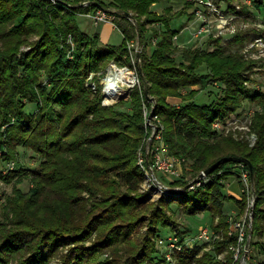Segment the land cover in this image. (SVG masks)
<instances>
[{
    "label": "trees",
    "instance_id": "trees-1",
    "mask_svg": "<svg viewBox=\"0 0 264 264\" xmlns=\"http://www.w3.org/2000/svg\"><path fill=\"white\" fill-rule=\"evenodd\" d=\"M160 1L90 0L85 5L82 0H0L2 157L17 159L22 146L41 159L34 170L18 164L8 176L0 173L16 185L34 176L29 193L16 187L7 199L9 209L0 221V264H52L55 259L59 264H170L157 243L175 231L177 221L167 211L172 203L188 215L210 211L215 218L218 214L215 229H228L226 203L235 200L244 210L248 201L246 191L240 198L229 194L227 180L237 174L241 178L244 170L255 196L249 229L252 261L264 264L257 262L258 254L264 256V90L245 82L253 63L221 46L185 49L178 59L172 38L182 27L176 22L184 16L193 18L189 10L193 2L176 12L167 7L159 14L153 5ZM255 3L264 16V0ZM98 8L120 17L117 25L124 34L120 45L104 44L98 32L90 34L80 25L82 14ZM126 12H132L135 20ZM153 21L162 23L157 44L152 41L157 31L147 28ZM134 38L144 45L142 86L133 90L130 100L122 101L131 105L130 110L103 106L100 89L95 93L87 79L110 60L131 64L128 41ZM236 40L244 43L243 37ZM151 46L153 50L147 51ZM216 83L219 88L209 90L213 99L200 98ZM145 90L156 97L153 105L164 122L170 153L183 158L184 166H190L186 172L196 178L169 181L182 190L166 192L155 202H148V195L140 192L146 175L139 164L146 132ZM169 96H179L183 102L171 104ZM245 101L261 107L247 111L248 117L253 116L247 132L256 137L253 145L245 138L222 136L214 127L216 121H227L238 112ZM6 124L9 127L2 132ZM223 156L248 158L252 168L247 162L229 161L201 178V171ZM238 166L241 172L235 170ZM144 224L146 232L134 237ZM176 233L185 239L184 231ZM236 238L227 237L217 250ZM188 247L174 253L178 264H232L219 262L211 252L198 258L202 247ZM110 251L112 256L105 257ZM162 254L164 259L158 260Z\"/></svg>",
    "mask_w": 264,
    "mask_h": 264
},
{
    "label": "rangeland",
    "instance_id": "rangeland-1",
    "mask_svg": "<svg viewBox=\"0 0 264 264\" xmlns=\"http://www.w3.org/2000/svg\"><path fill=\"white\" fill-rule=\"evenodd\" d=\"M190 1L193 2V6L190 7L189 10L194 14V16L191 19L187 18V16L179 19L176 22V26L180 28L182 27V29H180L172 38L174 54L177 56V58L181 59L182 52L185 49H195L197 47H202L203 49L214 50L218 46H221L225 49L226 53L239 54L243 57L244 60L253 63L251 68H248L246 70L245 82L248 86H257L258 88L264 90V16L262 11L257 10L255 0H204L206 4H200V0H163L153 5V9L157 13L163 14L166 12L165 9L167 7H172L173 11L176 12L180 10L185 3H188ZM231 2L233 3V5L231 4ZM83 3L85 4V2ZM198 6L202 8L199 9V11H201L200 13L196 10V7ZM107 11L115 15L114 23L115 26L118 27L117 20H119L120 17L109 10ZM130 13L133 15L132 12ZM144 16L142 19H145L146 16ZM85 17L94 22L93 19L88 17L85 13L79 17V20L82 21V19ZM133 18L135 20L134 15ZM95 24L96 26H98L102 23ZM203 24H206V27H204V29L206 30L204 32H201V26ZM147 28L150 31H157L158 34H154V36L152 35V41L154 42V44H157L161 39L160 33L162 32V23L160 21L149 22L147 24ZM113 35V42H122V34L119 30L115 29ZM239 37L244 38L243 44H240L239 42L237 43L236 39H238ZM70 42L72 43L73 50L75 47L74 41L71 40ZM153 46L149 47L147 51H152ZM128 47L130 51L129 57L131 60V64H129L127 61L121 62L115 59L110 60L103 70L99 71L96 74L91 73L87 79V85L91 86L92 90L95 93L98 91V89H100L103 96V106L107 107L116 105L118 108H121L123 110H130L131 105L128 102V104L122 103V101L124 102L126 100H130L132 98L133 90L142 86L140 76L142 73V66L140 65V62L142 60L141 54L144 53V45L139 40L134 38L128 41ZM71 53L72 51L70 50L69 55ZM125 58L127 59V55L125 56ZM203 68L204 71H208V68ZM110 70L114 72H119L121 70H124L125 72L131 71L133 75H136L137 82L135 85L131 86L130 83H124L122 80V82L119 81L118 85H120V88L118 90L119 94L117 95V98H109L106 96L104 89L106 86L105 80ZM220 85V83H216L215 85L210 86L208 90L203 91L200 98H205V100L208 101L213 99L215 97V94L209 93V90H217ZM195 88H199V86H195ZM186 90L187 89H184L185 92ZM146 97L148 99V102H145L143 104L146 132L140 146L139 158L140 154L146 153L149 154L152 161L155 157V149L160 144V141L157 137L159 134V129L161 126L164 127V135L166 128L164 126L162 118L159 117V115L155 112V105L153 104H156V97L150 95L149 92L148 96L146 94ZM168 101L171 104L178 105L183 102V99L179 96H169ZM245 102V105L240 108L238 112L232 113L231 116L226 119L227 121L218 120L214 123V127L217 126V128H219V133L222 136L233 135L237 139L245 138V140L247 141L251 140L253 145L256 142V137L254 134L250 135L247 133L250 130L249 125L252 123L253 116L248 117L247 111L251 110L254 113L261 107L260 104H257L256 102ZM247 103L250 104L248 105ZM247 105L248 107L246 109ZM29 108L31 110L34 109L33 105ZM8 127L9 124L2 126L1 131L5 132ZM19 150L20 155L17 156V159L6 160L2 157L3 150L0 149V173L2 175H10L15 170V168L20 167V164H24L25 167L33 170L39 166L41 159L35 151L22 146L19 147ZM12 163H14V167L10 166V164ZM142 169L144 170L146 175L144 181L140 185V192L148 195V202L157 201L162 196H164V194L166 195V192L182 190L180 186L171 185V182H169V180L162 173L157 172V174H155L156 176L153 177V175L149 176L147 174V171L143 167ZM187 169H190V166H188V164L185 166L183 165V172L180 178H182V176H186L185 180L191 182L196 178H194L195 176L187 173ZM235 170H240L241 172L239 166L236 167ZM203 171L204 170L201 171V174ZM240 175L241 178H237L238 174L234 176L231 175V177L228 178L227 182L229 184L227 183V192L232 195H239L238 198H240L243 194V191H246L245 197L247 198L248 205L244 210L241 209L240 205L235 202V200L230 201L226 205L225 213L230 215V217L228 218V223L230 224L228 229H225V227L215 229L214 226L218 225L220 221V217L218 214L215 215V218L210 214V211H202L195 215H188L180 205L175 202L172 203L173 208L167 211L177 221V224H173L175 227V231L170 230V232L167 233V236L165 238L166 240L162 242V239L158 238L157 243L161 250L160 252L164 253L165 255L167 254L166 260L170 264L179 263V259L175 256L174 253L180 254L178 252H181L184 249L185 245H188V248L195 247L196 245L201 246L202 248L198 254V258H201V255L204 252H211V254H214V258L222 263L253 264L252 259L254 260V258H252V248L250 247L251 234L249 233V229L252 226L253 219L250 220L249 212H254L255 201L252 204V208L250 209L249 204L252 201L253 196L252 183L250 177L246 180L244 179L242 173ZM4 176L0 175V221L4 220L5 213L8 211L7 209H9L8 206H5L7 205V199L13 196L15 192L14 189H16L17 187L24 193H29L34 185L33 175L24 177L22 182L17 183V185L14 180L12 182H8L4 178ZM206 178L207 177H205L204 179ZM157 179L159 181H157ZM240 179L242 180V182H240ZM157 182H162L163 185L167 186L168 190H163V188H161V186ZM194 187L195 185H193L191 188ZM84 196L89 197V194L84 193ZM238 221H242V227L245 231V237L243 240H240L241 229L236 227V223ZM203 227L209 228L211 234V237L209 239L200 237L201 228ZM147 229V224H144L137 231H135L134 237H138L141 234L145 233ZM177 230L184 231L185 239L183 241L181 238H177ZM227 237H237L236 242H231L230 244H227L223 249L217 250L221 242ZM89 243L90 242H88L87 244ZM104 256L111 257L112 252L110 251ZM162 258L163 254L161 259L158 260H163L164 258ZM230 260H233V262H231ZM260 260H264V256L258 254L257 262ZM52 264H59V260L55 259ZM160 264H164V262H160ZM191 264L197 263L192 262Z\"/></svg>",
    "mask_w": 264,
    "mask_h": 264
},
{
    "label": "built area",
    "instance_id": "built-area-1",
    "mask_svg": "<svg viewBox=\"0 0 264 264\" xmlns=\"http://www.w3.org/2000/svg\"><path fill=\"white\" fill-rule=\"evenodd\" d=\"M53 1H56V0H53ZM86 4H88V2H86L85 5ZM200 4H206V2H204V0H200ZM200 8L201 7H199V6L196 7V10L199 13L201 12V11H199ZM85 14L88 17H90L91 19H93V21L97 24L98 23H112L115 25V23H114L115 15L109 13L108 11H106L102 8H98L94 11H91V12H88ZM204 27H206V24H203L201 26V32H204L206 30V29H204ZM133 77H134V80L130 83L131 86L135 85L137 82V78H136L135 74L133 75ZM105 83H106L105 84L106 86H105L104 92H105L106 96L109 98H117V95L119 94L118 90L120 88V85H118L119 82L116 81L114 84H111V82H105ZM119 99H120V97H119ZM163 128L164 127L161 126L159 129V134L157 137L160 141V144L155 149L154 159L151 161L149 154H146V153L140 154L139 163L147 171V174L149 176L153 175V177H155L156 176L155 174H157V172H159V173H162L169 181H173L182 175L184 159L170 153L169 148H168V144L164 139ZM10 166L14 167V163L10 164ZM242 175H243L244 179H246V180L249 178L248 171H246V170L243 171ZM157 181H159V180L157 179ZM157 183L161 186V188H163V190H168L167 186L163 185L162 182H157ZM199 183H200V181H199ZM254 201H255V196L253 195L252 201L249 204L250 209L252 208V204L254 203ZM249 216H250V220L253 219L252 218L253 217L252 211L249 212ZM236 227L241 229L240 240H243L245 237L244 236L245 231L243 230V227H242V221H238L236 223ZM200 237L205 238V239H207V238L209 239L211 237L210 230L208 227L207 228L206 227L201 228ZM165 240L166 239H162V242H164Z\"/></svg>",
    "mask_w": 264,
    "mask_h": 264
},
{
    "label": "crops",
    "instance_id": "crops-1",
    "mask_svg": "<svg viewBox=\"0 0 264 264\" xmlns=\"http://www.w3.org/2000/svg\"><path fill=\"white\" fill-rule=\"evenodd\" d=\"M88 1H90V0H83V2H85V3ZM80 25L82 26V28L84 30H86L90 34H95L98 32L100 35V40L104 44L119 45L124 40V34L122 33V31L112 23H104V24L102 23L101 25L96 26V24L94 22H92L90 19L85 17L82 19V21L80 20ZM115 29L119 30L120 33L122 34V42L121 43L113 42V39H114L113 34L115 32ZM233 195L236 197H239V195H235V194H233ZM228 203L229 202H227L226 205Z\"/></svg>",
    "mask_w": 264,
    "mask_h": 264
},
{
    "label": "water",
    "instance_id": "water-1",
    "mask_svg": "<svg viewBox=\"0 0 264 264\" xmlns=\"http://www.w3.org/2000/svg\"><path fill=\"white\" fill-rule=\"evenodd\" d=\"M126 14L133 18V15L130 12H126ZM141 69V68H140ZM146 94L148 96V91L146 90ZM229 161H237V162H247L250 164V167L252 168V163L250 162V160L248 158L245 157H238V156H223L222 158H220L219 160H217L215 163H213L212 165H210L206 170H204L201 174L202 178L207 177L208 175H210L213 171H215L220 165L229 162ZM193 183V182H192ZM189 185H187L186 187H188ZM177 191V190H176ZM179 191V190H178Z\"/></svg>",
    "mask_w": 264,
    "mask_h": 264
},
{
    "label": "bare ground",
    "instance_id": "bare-ground-1",
    "mask_svg": "<svg viewBox=\"0 0 264 264\" xmlns=\"http://www.w3.org/2000/svg\"><path fill=\"white\" fill-rule=\"evenodd\" d=\"M121 80L124 83H131L134 80V77H133L131 72H125L124 70H121L119 72L118 71L114 72V71L110 70L105 82H111V84H114L116 81L119 82Z\"/></svg>",
    "mask_w": 264,
    "mask_h": 264
}]
</instances>
